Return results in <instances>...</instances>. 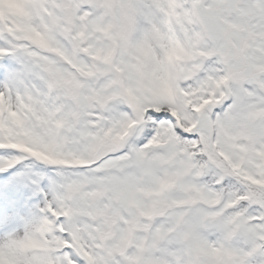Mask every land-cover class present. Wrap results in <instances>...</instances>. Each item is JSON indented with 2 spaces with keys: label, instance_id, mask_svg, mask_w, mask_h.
<instances>
[{
  "label": "snow or ice",
  "instance_id": "snow-or-ice-1",
  "mask_svg": "<svg viewBox=\"0 0 264 264\" xmlns=\"http://www.w3.org/2000/svg\"><path fill=\"white\" fill-rule=\"evenodd\" d=\"M0 264H264V0H0Z\"/></svg>",
  "mask_w": 264,
  "mask_h": 264
}]
</instances>
